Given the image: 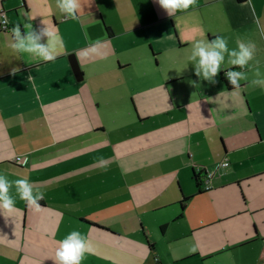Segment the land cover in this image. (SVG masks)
Returning <instances> with one entry per match:
<instances>
[{
	"label": "crops",
	"instance_id": "crops-1",
	"mask_svg": "<svg viewBox=\"0 0 264 264\" xmlns=\"http://www.w3.org/2000/svg\"><path fill=\"white\" fill-rule=\"evenodd\" d=\"M80 3L67 19L55 0H0V172L43 193L38 210L17 198L0 214V264H54L73 229L92 247L81 264H264V86L250 83L264 74V0H195L171 16L158 0ZM24 12L61 37L54 61L9 52ZM215 35L257 44L238 89L225 70L195 75L190 45ZM223 67L239 69L227 55ZM224 160L199 191L194 172Z\"/></svg>",
	"mask_w": 264,
	"mask_h": 264
},
{
	"label": "clouds",
	"instance_id": "clouds-1",
	"mask_svg": "<svg viewBox=\"0 0 264 264\" xmlns=\"http://www.w3.org/2000/svg\"><path fill=\"white\" fill-rule=\"evenodd\" d=\"M158 3L171 16L178 10L189 9L191 5L195 4V0H158ZM55 5L63 18H79L82 8L80 0H55ZM23 16L28 18L27 21H24L28 28L25 30L23 25L22 32V24L16 23L9 29L10 39L7 42L9 52L18 57H23L26 53L38 58L40 61H54L57 55V46L61 43V37L46 24L39 33H36L30 23L31 18H29L28 12H24ZM8 23L7 16L0 12V27L7 28ZM42 37L46 38L44 42H41ZM102 45L103 42L97 40L80 50L79 55L81 58H88L94 54H99ZM190 47L189 60L194 62L193 69L200 80L215 83L217 74L221 70H225L223 74L227 77L233 89H238L241 86V81L248 79V75L243 69L250 61L254 60L257 52V44L253 40L238 38L236 47L229 48L228 37L222 35H215L211 39L207 37L196 39ZM226 55L227 64L239 66V69L234 67L225 69L223 67ZM255 63H259V61H255ZM13 71H16V69L14 68ZM250 83L264 86V74L257 70ZM222 166H227L226 160L222 163ZM13 188L14 192L10 191ZM17 198L22 200L26 206L38 210L41 207L39 201L43 199V193L39 189H34L33 183L26 176L13 180L0 172V214L4 217L6 215L11 216L16 211ZM192 250L195 251V248ZM88 252H92V247L86 235L77 229H73L57 241L54 256L51 258L54 264H81L85 253Z\"/></svg>",
	"mask_w": 264,
	"mask_h": 264
},
{
	"label": "built area",
	"instance_id": "built-area-1",
	"mask_svg": "<svg viewBox=\"0 0 264 264\" xmlns=\"http://www.w3.org/2000/svg\"><path fill=\"white\" fill-rule=\"evenodd\" d=\"M5 14V13H4ZM6 15V14H5ZM2 28V27H0ZM9 28V23H8V26L7 28H2L4 30L8 29ZM226 79L227 77L224 76ZM18 161H20L21 159L18 157L17 158ZM225 161V160H224ZM220 162V163H217L212 169H206L204 174H203V183H202V187L203 189H209L212 187L211 185V180L213 179V177L219 172V170L222 168V167H225V166H222V163L224 162ZM227 161V166L229 165V161ZM199 170H202L201 168Z\"/></svg>",
	"mask_w": 264,
	"mask_h": 264
},
{
	"label": "trees",
	"instance_id": "trees-1",
	"mask_svg": "<svg viewBox=\"0 0 264 264\" xmlns=\"http://www.w3.org/2000/svg\"><path fill=\"white\" fill-rule=\"evenodd\" d=\"M224 71L221 73L222 75V79L224 80V82L226 83V86L228 88H233V86L228 82V80L224 77ZM205 172V169L199 170V171H195L193 176L194 179L196 181V185L198 186V190L202 191L203 187H202V183H203V174ZM188 197H185V199H187Z\"/></svg>",
	"mask_w": 264,
	"mask_h": 264
},
{
	"label": "water",
	"instance_id": "water-1",
	"mask_svg": "<svg viewBox=\"0 0 264 264\" xmlns=\"http://www.w3.org/2000/svg\"><path fill=\"white\" fill-rule=\"evenodd\" d=\"M69 59H70V62H71V65H72V68H73V71L77 77V79H82L83 77V73H82V70H81V67L76 59V56L74 53H71L69 55Z\"/></svg>",
	"mask_w": 264,
	"mask_h": 264
}]
</instances>
